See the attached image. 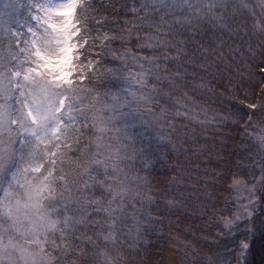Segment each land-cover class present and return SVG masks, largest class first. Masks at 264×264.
<instances>
[{
	"label": "trees",
	"instance_id": "1",
	"mask_svg": "<svg viewBox=\"0 0 264 264\" xmlns=\"http://www.w3.org/2000/svg\"><path fill=\"white\" fill-rule=\"evenodd\" d=\"M139 3L97 4L108 17L109 31L117 34L112 48L131 49L146 58L145 65L158 63L168 75L181 72L183 79L173 77L174 83L164 87L187 104L188 116L165 113L163 126L155 120L138 124L132 138L122 141L120 169L126 178L113 186L121 195L112 216L103 214L112 199L105 194L100 213L95 205L90 216L73 212L71 236L62 228L55 238L48 235L51 230H42L48 239L40 244L16 242L18 256L9 250L16 264H243L233 239L220 237L218 215L232 212L233 206L223 202L230 199L235 179L263 174L264 189V148L251 135L264 133V113L246 107L252 101L259 105L264 96V87L253 90L259 78L250 75L264 64V0H167L137 13L148 17L143 27L125 28L122 18L135 15L127 9ZM2 5L0 0V15ZM168 107L172 113L182 110L172 103ZM237 108L245 117L251 113V119ZM71 196L80 198L75 191ZM254 215L246 260L264 264V209ZM26 250L36 255L34 263L28 252L20 255ZM6 254H0L3 264Z\"/></svg>",
	"mask_w": 264,
	"mask_h": 264
},
{
	"label": "snow or ice",
	"instance_id": "2",
	"mask_svg": "<svg viewBox=\"0 0 264 264\" xmlns=\"http://www.w3.org/2000/svg\"><path fill=\"white\" fill-rule=\"evenodd\" d=\"M160 2L167 0H140L127 9L135 15L122 18L123 26L143 27L148 17L137 13L149 6L155 10ZM98 3L103 7L104 0H3L0 247H15L20 240L40 244L48 239L42 230H51L48 235L55 238L62 228L71 236L73 212L90 216L95 205V213H100L105 194L112 199L103 214L111 217L121 195L113 186L126 178L120 169L122 141L132 138L138 124L155 120L163 126L165 113L188 116L187 104L164 87L174 83L173 77L183 79L181 72L168 75L158 63L145 65L146 58L131 49H113L117 34L107 28L108 17ZM258 68L250 74L259 78L252 84L255 92L264 87V64ZM260 100L246 107L264 113V96ZM169 103L182 110L169 112ZM251 116L242 114L245 119ZM77 184L81 187H74ZM73 191L79 199L73 200ZM239 248L247 264L251 245Z\"/></svg>",
	"mask_w": 264,
	"mask_h": 264
},
{
	"label": "rangeland",
	"instance_id": "3",
	"mask_svg": "<svg viewBox=\"0 0 264 264\" xmlns=\"http://www.w3.org/2000/svg\"><path fill=\"white\" fill-rule=\"evenodd\" d=\"M254 140L264 148V133H251ZM263 174H257L253 179H244L237 178L231 184V196L230 199L223 202V206L231 205L233 206L232 212L226 213L221 211L218 215L219 224L221 227L222 235L221 238L231 237L233 239L232 244L238 250V255L236 259H240L241 251L239 245L249 244V237H252L254 234L253 228V218L255 213H259L261 209H264V189H262V176ZM200 210V209H199ZM201 212V211H200ZM249 212L251 215L249 216ZM239 217V219H238ZM208 218L211 219L210 216ZM229 224V227H225V224ZM226 234H223L225 233ZM246 237V239H245ZM7 241H5V244ZM3 250H7V254L4 258L6 261L4 264H16L15 259L11 256L9 250H14L16 255L15 247H0V254L3 253ZM28 250L21 252V256L26 255ZM29 250L28 260L31 263H34L36 260V255H32ZM12 253V252H11ZM18 256V255H16ZM29 262V263H30ZM0 264H3L0 260ZM24 264H28L25 262ZM236 264V263H235Z\"/></svg>",
	"mask_w": 264,
	"mask_h": 264
}]
</instances>
